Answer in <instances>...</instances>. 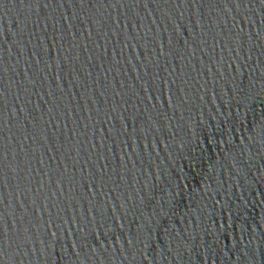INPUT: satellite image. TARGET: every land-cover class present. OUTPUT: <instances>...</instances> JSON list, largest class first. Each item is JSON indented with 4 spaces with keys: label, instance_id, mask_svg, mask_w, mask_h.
<instances>
[{
    "label": "water",
    "instance_id": "water-1",
    "mask_svg": "<svg viewBox=\"0 0 264 264\" xmlns=\"http://www.w3.org/2000/svg\"><path fill=\"white\" fill-rule=\"evenodd\" d=\"M0 264H264V0H0Z\"/></svg>",
    "mask_w": 264,
    "mask_h": 264
}]
</instances>
